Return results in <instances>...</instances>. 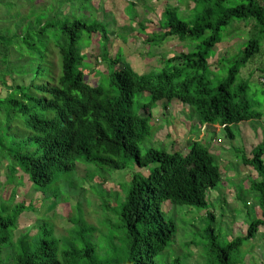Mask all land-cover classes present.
Wrapping results in <instances>:
<instances>
[{"label":"trees","instance_id":"obj_1","mask_svg":"<svg viewBox=\"0 0 264 264\" xmlns=\"http://www.w3.org/2000/svg\"><path fill=\"white\" fill-rule=\"evenodd\" d=\"M176 1L174 6L165 0L162 33L148 34L141 21L137 26L148 34L143 42L150 58L153 46L169 38L189 43L190 50L160 57L162 66L153 64L143 74L134 70L123 52L111 57L106 25L115 23L111 15L90 21L87 15L78 17L77 0L34 4L27 14L14 10L16 2L5 5L12 10L14 24L12 30L0 33V84L8 91L6 97L0 96V110H5L0 112V120L5 119L0 121V162H7L10 175L5 183L18 187L17 176L23 171L37 192L63 179L68 195L80 187L76 180L79 162L95 166L98 173L126 169L130 162L140 171L134 172L128 187L123 186L126 192L119 195L125 197L116 195L117 224L104 221L98 239L97 228L87 224L80 205L68 237H56L46 221L34 234L15 237L22 215L35 209L0 198V264H158L157 257L169 249L178 231L164 205L210 207L208 194L222 182V171L217 156L197 141L183 154L151 143L154 110L160 103L167 108L174 101L182 102L195 110L199 126L219 124L232 140L241 124L264 127V100L259 99L264 95V80L252 82L256 71L248 78L243 74L263 52L264 0ZM65 4L70 6L63 10ZM134 4L128 3L132 21L138 18ZM181 6L190 13L181 12ZM251 24L258 37L237 42V54L228 48L219 56L218 47L231 37L239 39ZM97 35L100 58L107 62L108 72L91 85L86 77L100 73H85L81 44L84 37ZM55 56L58 74L52 61ZM7 78L12 80L10 86ZM146 96L149 101H137ZM17 118L24 126L19 140L12 131ZM141 145H145L144 153ZM242 154L244 165L258 175L247 189L259 194L262 219L251 222L244 236L224 245L213 227L216 216L209 211L208 264H238L232 253L264 226V142L252 150L251 157ZM90 176L92 181L98 178L96 172ZM103 204L106 209L107 203ZM110 226L117 227V232L108 237ZM105 237L110 245L100 249ZM119 240L123 241L121 251L116 249ZM7 249L12 252L10 260L5 259ZM180 261L177 258L173 264Z\"/></svg>","mask_w":264,"mask_h":264},{"label":"rangeland","instance_id":"obj_2","mask_svg":"<svg viewBox=\"0 0 264 264\" xmlns=\"http://www.w3.org/2000/svg\"><path fill=\"white\" fill-rule=\"evenodd\" d=\"M28 1L24 3V1L19 0H0V33L12 30L14 26L10 17L12 10L5 7L7 3L16 2L17 5H15L14 10L18 9L27 14L30 6L34 4L42 6L46 2H51V0ZM168 1H171L170 4L174 6L178 5L176 0ZM77 2L74 6L78 17L87 15V20L90 21L111 15L115 19V23L114 21L106 22L111 39V57L123 52L126 61L130 62L138 74L148 73L153 64L162 66L160 57L168 58L173 53L190 50L189 43H182L176 38H169L161 46H153L155 47L151 51V53H154L153 57H148L150 55L148 46L143 40L147 38L146 36L149 33H162L160 23L163 24L161 21L164 20L165 0H89L86 3L83 0H77ZM131 2L135 3V9L138 12V18L135 21H132V15H127L130 14L131 9L128 3ZM69 6L65 4L63 10ZM181 7V12L190 13L187 7ZM140 21L145 24L148 34L138 28L137 23ZM245 30L239 39L231 37L228 43L224 44V47L221 44L218 47L219 56L225 54L228 48L232 50L230 51L232 54H237L238 49H234L237 42H244L247 37H258L253 24ZM81 45L84 46L82 54L86 56L85 73H90L92 70L100 73V75L86 77L87 81L91 85H97L100 76L102 74L107 75L108 72L107 62L100 58L102 48L100 47L99 36H94L92 39L84 37ZM212 54L214 55L215 52L213 51ZM52 61L58 74L57 57L55 56ZM263 67L264 47L262 54L256 57L254 62L243 71V74L248 78L253 71H256L251 79L252 82L256 83L259 80H264ZM11 84L12 80L9 79L8 85ZM7 95V88H3L0 84V96L6 97ZM259 99L263 102L264 95L261 94ZM138 100L145 102L150 99L146 96L137 97ZM0 112L5 113V110L2 108ZM18 120L19 118L12 127L13 136L17 140L20 139L19 134L24 128L23 125H19ZM199 124V117L195 110L182 102L174 101L167 108L165 103H160L154 110L151 125L154 127L155 135L151 143L166 145L169 152L178 151L183 154L191 147L193 141H197L210 148L211 152L217 156L222 171V182L216 190L208 194L210 207L203 209L194 206H178L172 209L170 204L166 203L164 205L167 217L176 221L178 231L169 249L157 257L158 264H173L177 258H180L181 264H208L210 262L211 254H208L207 225L211 220L206 218L209 211L216 216L217 220L213 223V227L217 229V234L221 236L224 245L236 237L244 236L251 222L262 219L263 211L259 205V194L247 189L252 181L258 178V175L252 167L244 165L242 153L251 157L252 150L264 142V127L253 122L241 124L235 128V139L232 140L219 127V124L213 126H199ZM141 148L144 153L145 145H141ZM30 153L34 156L33 152ZM100 171L102 173H98L93 165L79 162L77 164L76 180L79 182L80 187L66 195L68 185L65 180H57L51 187L39 189L40 192H37L33 189L28 181V176L24 175L23 171V173L19 172L17 176L18 187L7 185L5 182L10 176L7 170V162H0V181L2 182L0 198L11 205L30 204L35 209V211L22 215L15 237L26 233L34 234L45 221L53 226L56 237H68L71 228L74 226L73 219L80 205L83 218L87 224L97 228L96 236L98 239L101 231L105 229L103 226L104 221L111 220L114 225L117 224L118 216L116 212L119 209L113 210L116 206V195L125 197L124 194L119 195V193L126 192L123 186L128 187L134 172H139L140 169L136 167L134 162H130L127 168L123 170ZM95 172L98 178L92 181L90 174ZM66 198L70 199L66 200ZM104 201L107 203L106 209L104 208ZM232 209H235L233 210L234 215L230 216L232 215ZM109 228H112V226ZM112 229V231H107L108 237L112 232H117V227ZM122 243L123 241H118L119 245L116 247L118 251L122 250ZM109 245L108 238L105 237L100 242L99 247L104 249ZM7 258L12 259L10 249L5 251V259ZM232 259H237L238 264H264V226L260 227L259 232L253 239L245 242L243 247L232 253Z\"/></svg>","mask_w":264,"mask_h":264}]
</instances>
